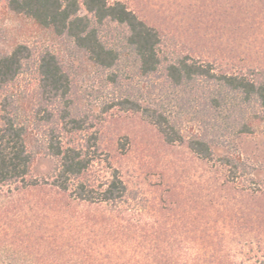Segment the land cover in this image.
Here are the masks:
<instances>
[{
  "label": "rangeland",
  "instance_id": "obj_1",
  "mask_svg": "<svg viewBox=\"0 0 264 264\" xmlns=\"http://www.w3.org/2000/svg\"><path fill=\"white\" fill-rule=\"evenodd\" d=\"M121 1L170 51L264 80V0ZM107 27L111 41L122 36V26ZM16 41L65 56L82 125L71 136L96 149L87 178L117 170L126 195L118 209L75 202L45 183L54 159L36 156L27 179L37 186L0 185V264H252L264 256V196L227 182L217 166L224 149L200 158L185 142L166 143L141 113L107 108L113 88L104 71L0 6V48ZM234 144L248 164L262 165L264 179L263 133Z\"/></svg>",
  "mask_w": 264,
  "mask_h": 264
},
{
  "label": "trees",
  "instance_id": "obj_2",
  "mask_svg": "<svg viewBox=\"0 0 264 264\" xmlns=\"http://www.w3.org/2000/svg\"><path fill=\"white\" fill-rule=\"evenodd\" d=\"M0 6L31 19L70 54L104 71L113 88L107 108L141 113L166 143L185 142L200 158L212 160L214 148L224 149L217 166L227 182L264 196L262 165L248 164L233 145L240 134L264 135V80L170 51L121 0H0ZM110 24L123 27L116 41L108 36ZM64 57L24 41L0 48V185L37 186L27 178L35 157L47 155L55 164L46 184L75 202L118 209L126 186L117 170L89 180L96 149L71 136L82 125ZM252 264H264V256Z\"/></svg>",
  "mask_w": 264,
  "mask_h": 264
}]
</instances>
